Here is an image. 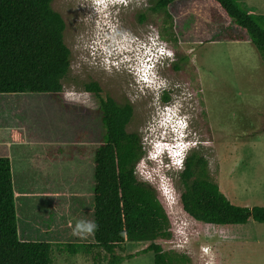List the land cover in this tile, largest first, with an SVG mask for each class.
<instances>
[{
    "label": "rangeland",
    "instance_id": "rangeland-1",
    "mask_svg": "<svg viewBox=\"0 0 264 264\" xmlns=\"http://www.w3.org/2000/svg\"><path fill=\"white\" fill-rule=\"evenodd\" d=\"M235 1L264 16V0ZM154 2L53 0L70 51L62 92L0 94V158L11 165L18 238L48 243L51 264H106L101 249L68 251L94 244L93 232L73 234L77 221H93V157L103 128L84 86L94 82L103 98L132 107L126 130L143 147L135 176L155 190L169 221L170 237L153 243L184 264H264V224L215 226L183 211V165L172 164L168 150L201 156L233 205L264 207V63L250 42L184 41L175 26L194 0L170 6L171 20L148 12ZM205 23L213 40L225 32L224 24ZM149 244L126 243L116 254H138L121 264H153L152 252L139 254Z\"/></svg>",
    "mask_w": 264,
    "mask_h": 264
},
{
    "label": "trees",
    "instance_id": "trees-1",
    "mask_svg": "<svg viewBox=\"0 0 264 264\" xmlns=\"http://www.w3.org/2000/svg\"><path fill=\"white\" fill-rule=\"evenodd\" d=\"M179 1L155 0L148 12L162 13L171 20L169 7ZM52 2L0 0V94L62 92L70 51L63 42L64 21L52 9ZM185 12L175 26L184 41L250 42L264 63V16L242 9L235 0H194L188 10L180 9L179 15ZM205 21L226 25L225 32L213 40ZM84 89L98 101L97 115L103 128L93 157V221L97 227L94 244H70L68 251L74 254L86 246L95 247L108 256L106 264H121L138 255L116 254L124 251L126 243L150 242L139 254L152 252L153 264H184L183 258L171 257L153 243L170 237L169 221L155 190L135 176L143 147L138 136L126 130L132 107L103 98L97 83L86 84ZM206 168V161L191 152L178 174L183 188L180 204L189 217L215 226L245 225L249 220L264 224V207L233 205L209 180ZM0 264H51L48 243L18 238L7 158H0Z\"/></svg>",
    "mask_w": 264,
    "mask_h": 264
},
{
    "label": "clouds",
    "instance_id": "clouds-1",
    "mask_svg": "<svg viewBox=\"0 0 264 264\" xmlns=\"http://www.w3.org/2000/svg\"><path fill=\"white\" fill-rule=\"evenodd\" d=\"M168 150L172 156L168 152H166V153L169 154V157L172 158V164L176 160L174 162V164H176V162H179V165L182 166L183 161H184V157H185L184 154L179 152V153H177V155H174L172 148H170ZM181 154H182V156H181ZM96 227H97V225L95 224L94 221H77V223L75 224V227L73 228V234H78V233H82V232L91 233L95 230Z\"/></svg>",
    "mask_w": 264,
    "mask_h": 264
},
{
    "label": "flooded vegetation",
    "instance_id": "flooded-vegetation-1",
    "mask_svg": "<svg viewBox=\"0 0 264 264\" xmlns=\"http://www.w3.org/2000/svg\"><path fill=\"white\" fill-rule=\"evenodd\" d=\"M139 18H138V22H139V24H144V21H145V15H144V10H143V12H142V14H140L139 16H138ZM64 25H65V23H64ZM64 30H65V28H64ZM63 33H64V31H63ZM87 93H89V92H87ZM91 94V93H90ZM93 95V94H92ZM94 96V95H93ZM95 97V96H94ZM108 98H110V97H108ZM97 100V99H96ZM98 102V101H97ZM97 109H98V107H97ZM97 109H96V112H97Z\"/></svg>",
    "mask_w": 264,
    "mask_h": 264
},
{
    "label": "bare ground",
    "instance_id": "bare-ground-1",
    "mask_svg": "<svg viewBox=\"0 0 264 264\" xmlns=\"http://www.w3.org/2000/svg\"><path fill=\"white\" fill-rule=\"evenodd\" d=\"M89 8V7H88ZM89 12H90V10H89ZM87 15V14H86ZM85 16V15H84ZM88 18V17H87ZM93 22V21H92Z\"/></svg>",
    "mask_w": 264,
    "mask_h": 264
},
{
    "label": "crops",
    "instance_id": "crops-1",
    "mask_svg": "<svg viewBox=\"0 0 264 264\" xmlns=\"http://www.w3.org/2000/svg\"><path fill=\"white\" fill-rule=\"evenodd\" d=\"M11 166V165H10Z\"/></svg>",
    "mask_w": 264,
    "mask_h": 264
}]
</instances>
